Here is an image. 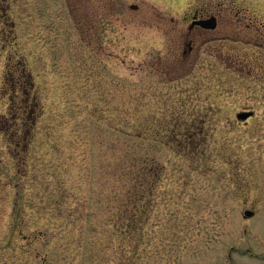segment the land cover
<instances>
[{"label": "rangeland", "instance_id": "rangeland-1", "mask_svg": "<svg viewBox=\"0 0 264 264\" xmlns=\"http://www.w3.org/2000/svg\"><path fill=\"white\" fill-rule=\"evenodd\" d=\"M10 5L0 264H264V0ZM143 152L155 184L123 218Z\"/></svg>", "mask_w": 264, "mask_h": 264}, {"label": "trees", "instance_id": "trees-1", "mask_svg": "<svg viewBox=\"0 0 264 264\" xmlns=\"http://www.w3.org/2000/svg\"><path fill=\"white\" fill-rule=\"evenodd\" d=\"M32 106L35 109V104H32ZM32 111L31 113L33 114ZM137 137H140L141 142L144 143L145 139L143 137L141 136H137ZM129 139H131L130 134H129ZM143 153L144 155L141 156L140 160H136V162H134L135 164L132 163L130 165V167L134 166L136 170L135 173L133 172L131 174L132 170L130 171V168H128V170L124 172V174H126L129 177L127 182L128 183L130 182L133 186L130 184L129 189L127 190V197L125 201L128 202H127V206L123 210V212L126 214V215L123 214L124 215L123 218H125L129 214L131 210V208H129L130 205H135L137 209L143 212L146 211L147 209L146 198L148 194L151 195L152 187L155 184L154 179L156 173L158 172L157 170L159 169L158 166L159 161L155 156H152L147 152H143ZM123 226L124 224L122 225V227Z\"/></svg>", "mask_w": 264, "mask_h": 264}, {"label": "flooded vegetation", "instance_id": "flooded-vegetation-1", "mask_svg": "<svg viewBox=\"0 0 264 264\" xmlns=\"http://www.w3.org/2000/svg\"><path fill=\"white\" fill-rule=\"evenodd\" d=\"M14 2L19 8L21 6L22 0H0V25H3L6 27L7 25L18 23V18H20V15H22V12H17L15 16V20H14L12 19L14 18V16L9 11V9L11 8L10 4H13ZM216 20H217V17H216ZM195 26H198V25H192V22H191L189 25V28H193Z\"/></svg>", "mask_w": 264, "mask_h": 264}, {"label": "water", "instance_id": "water-1", "mask_svg": "<svg viewBox=\"0 0 264 264\" xmlns=\"http://www.w3.org/2000/svg\"><path fill=\"white\" fill-rule=\"evenodd\" d=\"M132 7H136V5H132ZM192 25H199L204 28L213 29L217 25V20L214 15H211L207 18L195 19L192 21ZM253 114V111H241L237 113V118L239 119H247L249 116ZM244 214L246 216H251L253 212L251 210H245Z\"/></svg>", "mask_w": 264, "mask_h": 264}]
</instances>
